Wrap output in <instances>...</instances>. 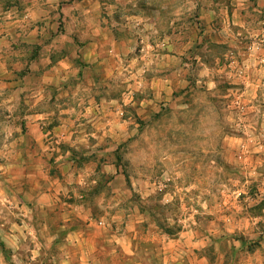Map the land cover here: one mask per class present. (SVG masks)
<instances>
[{
    "label": "crops",
    "instance_id": "1",
    "mask_svg": "<svg viewBox=\"0 0 264 264\" xmlns=\"http://www.w3.org/2000/svg\"><path fill=\"white\" fill-rule=\"evenodd\" d=\"M102 16L96 10L74 11L71 15L65 7L58 13V20L62 18L66 25L65 32L55 36L68 39L79 49L74 57L91 64L92 77L68 55L58 63L60 67H55L56 74L31 72L18 76L2 72L4 41L0 23V113H10L6 121H0V243L9 250L7 256L0 248V264L40 261L45 251L38 247L39 241L49 235L52 213L58 208L66 223L85 220L89 222L86 228L94 232L105 227L110 243L109 264L138 255L135 242L139 241V227L150 222L152 215L147 218L139 213L137 219L129 215L128 220H111L107 225L102 219L95 225L91 213L87 216L83 204L75 200L82 194L88 210L94 209L97 194L113 205L110 207L124 203V197L117 204L109 202V173L120 176L116 164L109 172V143H124L125 135V141H129L127 129L132 117H123V106L133 102L134 94L136 113L143 116L145 130L153 122L157 124L166 112L175 124L172 137L144 138L141 143V157L153 160L157 170L169 163L190 162L194 154H200L195 145L209 144L207 137H195L193 129L197 120L204 125L203 113L218 112V107L209 108L195 101L199 86L213 87L212 95L219 96L225 84L238 114L245 116L248 103L253 105L254 118L248 121L240 116L238 127L262 125L264 0H109L106 17ZM50 29L55 34L59 31L58 26L48 23L27 26L30 39L27 37L26 43L42 45L36 37L47 33L44 39H51ZM114 74H121V84L125 83L128 90L122 96L123 105L117 104V96L109 89V76ZM51 81L57 87L52 94ZM20 107L22 113L16 115ZM181 128L186 130L185 137L176 136ZM151 144L152 154L145 146ZM169 170L160 176H173ZM175 174L182 175L181 171ZM162 189V184H155L151 190L140 186L144 198ZM116 191L117 187L112 186L110 193ZM120 214L114 218H120ZM187 220L181 218L178 222ZM118 221L124 224L122 230L111 225ZM185 227L174 235L162 231L163 250L167 260L193 264L190 235L194 232ZM175 236L177 239H171ZM24 240L38 242L37 247L23 253L20 242ZM177 248L180 250L174 252ZM60 254L54 259L56 264H61ZM195 258L209 264L203 253H196Z\"/></svg>",
    "mask_w": 264,
    "mask_h": 264
},
{
    "label": "rangeland",
    "instance_id": "2",
    "mask_svg": "<svg viewBox=\"0 0 264 264\" xmlns=\"http://www.w3.org/2000/svg\"><path fill=\"white\" fill-rule=\"evenodd\" d=\"M63 7L70 10L71 15L74 11L96 10L104 18L105 12L109 10V0H0V23L3 28L1 37L4 41L2 72L18 76H26L31 72L56 74L58 71L55 67H60L58 63L64 55L79 64V59L74 57L75 52L79 54V49H76L71 41H67L68 39L61 40L55 36L65 32L66 24L62 18L58 20V13ZM30 12H35L34 16L27 17ZM74 19L71 18V25L74 24ZM45 23L58 26V33L55 34L53 29H50L53 35L51 39H44L47 33L40 34L36 39L43 44L37 47L26 43L30 39L29 33L26 32L27 26L33 24L39 27ZM59 45L64 46V49H57ZM79 45L84 44L79 42ZM81 65L91 77L95 75L91 64ZM121 77V74L109 76V89L117 96L115 98L118 105H123L122 96L128 91L126 84H121ZM52 82L51 94L57 88ZM224 88L225 84L222 83V92L220 91L219 96H213V87L210 90L208 85L199 86L195 96L198 104L209 108L218 107V112L212 110L203 113L204 125L197 120L193 129L195 137H207L209 144L195 145V150H200L196 152L200 154H194L192 161L177 162L175 165L167 162L169 164L164 165L162 170H157L153 160L141 157V151L144 149L141 143L144 138L154 140L174 135L175 129L172 128L175 124L170 113L159 116L158 123L153 122L145 130L143 116L139 117L136 113V94L133 102L124 104L123 117H132L127 129L129 141H125L128 140L126 135L124 143L120 144L109 138L112 141L109 143V172L116 164L120 175L113 176L109 173V202L117 204L121 197H124V203L110 207L113 205L104 201L103 195L97 194L94 209L88 210L86 198L82 194L75 199L83 204L87 216L91 213L90 218L95 225L102 219L107 225L111 220H128L129 215H135L134 219L139 213L147 218L152 215L150 222L139 227L141 236L139 235V241L137 239L135 242L138 255L131 260L119 258L117 264H185L180 259H166L162 236L163 230L171 229L175 232L185 225L186 229H192L194 232L190 235L194 243L191 247L194 251L193 264H203L195 258L198 252L208 257L209 264H264V114H260L261 126L241 129L237 122L240 116L248 121L254 118L253 105L248 103L249 112L245 116L238 114L231 103V92ZM22 108L20 107L16 115H21ZM8 115V111L0 113V121H6ZM185 120L184 117L183 121ZM4 131L9 130L4 128ZM176 132V136H186L185 128ZM145 146L151 148L149 152L152 154L153 144ZM179 164L180 166H177ZM167 169H171L169 171L174 175L160 176ZM178 171H181L182 175H176ZM157 172L159 175H155ZM101 183H104V180ZM155 184H162L163 189L151 197L144 198L145 193L140 191V186L151 190L155 189ZM112 186L118 189L113 194L110 193ZM190 186H193L191 191H186L185 188ZM116 197L118 198L114 199ZM62 213L60 208L53 210L49 235L40 240L38 246L40 250L45 251V255L34 263L56 264L54 259L61 253V264H109L110 243L105 227H98L97 232L89 231V228H86L89 222L74 220L73 223H66L67 219ZM117 213H121L120 218H114ZM181 218L182 221L188 219V224L187 221L179 223ZM66 224L67 226L63 227ZM111 225L120 230L124 227L119 221ZM37 243L24 240L20 242L21 250L25 253L28 249L37 247ZM200 249L202 251H198ZM179 250L177 248L174 252ZM204 264L207 263L204 261Z\"/></svg>",
    "mask_w": 264,
    "mask_h": 264
},
{
    "label": "trees",
    "instance_id": "3",
    "mask_svg": "<svg viewBox=\"0 0 264 264\" xmlns=\"http://www.w3.org/2000/svg\"><path fill=\"white\" fill-rule=\"evenodd\" d=\"M165 232L167 234H169V235H174L175 234V232H173V230H171V229H166ZM0 248H2L4 250V252L7 254V256L9 255V250L6 249L4 243H0Z\"/></svg>",
    "mask_w": 264,
    "mask_h": 264
},
{
    "label": "built area",
    "instance_id": "4",
    "mask_svg": "<svg viewBox=\"0 0 264 264\" xmlns=\"http://www.w3.org/2000/svg\"><path fill=\"white\" fill-rule=\"evenodd\" d=\"M100 225H102V223H100Z\"/></svg>",
    "mask_w": 264,
    "mask_h": 264
}]
</instances>
